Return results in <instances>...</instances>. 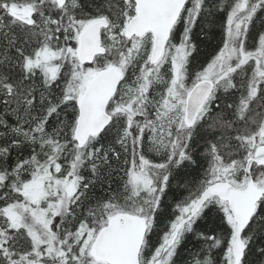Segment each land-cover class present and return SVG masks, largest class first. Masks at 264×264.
<instances>
[{
    "label": "snow or ice",
    "instance_id": "snow-or-ice-1",
    "mask_svg": "<svg viewBox=\"0 0 264 264\" xmlns=\"http://www.w3.org/2000/svg\"><path fill=\"white\" fill-rule=\"evenodd\" d=\"M0 264H264V0H0Z\"/></svg>",
    "mask_w": 264,
    "mask_h": 264
}]
</instances>
